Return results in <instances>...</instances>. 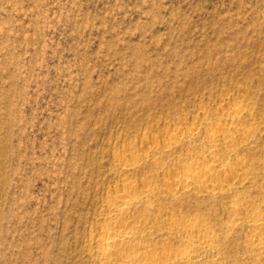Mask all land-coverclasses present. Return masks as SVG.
I'll return each mask as SVG.
<instances>
[{
    "label": "rangeland",
    "instance_id": "obj_1",
    "mask_svg": "<svg viewBox=\"0 0 264 264\" xmlns=\"http://www.w3.org/2000/svg\"><path fill=\"white\" fill-rule=\"evenodd\" d=\"M233 104L252 136L199 160L239 157L245 182L168 188ZM122 181L149 249L173 255L184 234L166 229L198 221L216 239L193 264H264V0H0V264H99L90 239Z\"/></svg>",
    "mask_w": 264,
    "mask_h": 264
},
{
    "label": "bare ground",
    "instance_id": "obj_2",
    "mask_svg": "<svg viewBox=\"0 0 264 264\" xmlns=\"http://www.w3.org/2000/svg\"><path fill=\"white\" fill-rule=\"evenodd\" d=\"M228 107L231 118L230 123L226 121V123H218L210 128L209 142L211 145L207 149L203 146L204 148L197 152L196 156L198 159L191 157L190 154L186 155L185 159L183 158L184 160L181 159L177 173L173 177L163 179V183L168 188L175 191H187L196 188L206 192L221 193L230 189L229 180L242 184L246 178L247 165L241 158H237L240 167L236 169L217 159L207 162L199 160V158L203 157L213 159L215 149L220 146L237 144L236 136H241L245 139H249L252 136L251 130L239 125L244 111L243 107L238 104ZM190 135H192V131H188L185 136L173 133L163 141L161 148L169 150L173 145L180 143L183 138H188ZM144 155L146 156V154ZM144 155L139 154L136 156L143 159ZM117 159L119 165H122L123 168L128 167L126 163H122L121 154H117ZM121 185L123 186L121 189L111 190L112 197L106 201L107 216L102 220L103 227L90 239V242L95 244L94 253L98 257L99 264H175V262L193 264V259L201 251L203 252L205 248L213 244L212 242L216 239V235L210 233L206 224L198 221L182 220L175 227L167 228L166 231L168 234H184L183 242L185 246L171 256L167 251L156 253L149 249L147 245L138 240L140 234L144 232L146 223L140 217H128L133 209L131 207L135 208L137 206H133L138 201V197L133 195L135 188L125 181H122ZM141 191L148 193L151 189L142 188ZM235 202L234 200L231 202L230 212L233 219H238L240 211L237 207V202ZM142 205V208L147 210V204L144 203ZM235 225V222H231L225 226L224 232L232 231ZM251 225L254 230L259 228V219L251 220ZM262 238V234L255 231L249 240V244L260 250L261 244L259 241ZM211 264L215 263L212 262Z\"/></svg>",
    "mask_w": 264,
    "mask_h": 264
}]
</instances>
